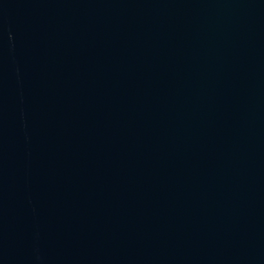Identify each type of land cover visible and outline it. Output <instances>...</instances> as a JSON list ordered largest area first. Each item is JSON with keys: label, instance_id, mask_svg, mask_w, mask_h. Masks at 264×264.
<instances>
[{"label": "water", "instance_id": "obj_1", "mask_svg": "<svg viewBox=\"0 0 264 264\" xmlns=\"http://www.w3.org/2000/svg\"><path fill=\"white\" fill-rule=\"evenodd\" d=\"M0 264H264V0H0Z\"/></svg>", "mask_w": 264, "mask_h": 264}]
</instances>
